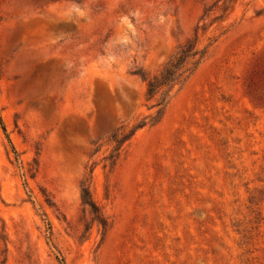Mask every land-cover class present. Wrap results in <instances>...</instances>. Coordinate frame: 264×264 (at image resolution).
<instances>
[{
  "label": "rangeland",
  "instance_id": "374dc122",
  "mask_svg": "<svg viewBox=\"0 0 264 264\" xmlns=\"http://www.w3.org/2000/svg\"><path fill=\"white\" fill-rule=\"evenodd\" d=\"M0 118V264H264V0H0Z\"/></svg>",
  "mask_w": 264,
  "mask_h": 264
},
{
  "label": "trees",
  "instance_id": "16d2710c",
  "mask_svg": "<svg viewBox=\"0 0 264 264\" xmlns=\"http://www.w3.org/2000/svg\"><path fill=\"white\" fill-rule=\"evenodd\" d=\"M206 53L207 45L200 47L198 37L195 33L193 37H187L179 42L175 52L154 75H148L140 68L134 67L133 73L138 75L145 83V99H154L153 106L158 107L156 113H159L163 109L170 99L172 90L183 84L200 64ZM0 125L5 132L1 118ZM143 125H145V122L140 121L126 132L121 130L111 135L115 143L108 156L111 165H114L118 158L122 144L133 135L135 129ZM81 199L82 203L89 207L90 212L93 214V221L97 222L102 230V234H104L108 227L107 220L91 198L88 187L82 188ZM57 261L59 264H64L62 258L57 257Z\"/></svg>",
  "mask_w": 264,
  "mask_h": 264
}]
</instances>
